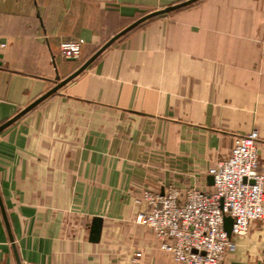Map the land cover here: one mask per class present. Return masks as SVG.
<instances>
[{
	"label": "crops",
	"instance_id": "crops-1",
	"mask_svg": "<svg viewBox=\"0 0 264 264\" xmlns=\"http://www.w3.org/2000/svg\"><path fill=\"white\" fill-rule=\"evenodd\" d=\"M183 0H0V124L144 14ZM83 39L65 59L61 42ZM256 129L264 175V0L146 20L0 131V196L21 264H175L137 222L144 190H212ZM94 217L99 239H89ZM219 264H264V219ZM0 264H18L0 211Z\"/></svg>",
	"mask_w": 264,
	"mask_h": 264
},
{
	"label": "built area",
	"instance_id": "built-area-1",
	"mask_svg": "<svg viewBox=\"0 0 264 264\" xmlns=\"http://www.w3.org/2000/svg\"><path fill=\"white\" fill-rule=\"evenodd\" d=\"M84 40L61 42L65 59L77 58ZM258 132L252 129L233 138L230 153L208 169L212 190H144L135 203L142 206L137 222L149 228L160 249L175 264H219L235 251L234 237L247 234L252 221L264 219V175L259 171ZM224 216L232 218L231 235Z\"/></svg>",
	"mask_w": 264,
	"mask_h": 264
},
{
	"label": "water",
	"instance_id": "water-1",
	"mask_svg": "<svg viewBox=\"0 0 264 264\" xmlns=\"http://www.w3.org/2000/svg\"><path fill=\"white\" fill-rule=\"evenodd\" d=\"M197 1L198 0H183V1L178 2V3L172 4V5H168V6L164 7V8L148 12V13L144 14L143 16H141L140 18L136 19L135 21H133L132 23L127 25L125 28H123L122 30L117 32L115 35L110 37L87 60H85L83 62V64L79 68H77V70H75L72 74H70L68 77H66L65 79L61 80L60 82L56 83L52 88H50L44 94L39 96L37 99H35L28 106L23 108L21 111H19L12 118H10V119L6 120L5 122L1 123L0 124V131L3 130L4 128H6L7 126H9L11 123H13L17 118H19L20 116H22L23 114L28 112L30 109H32L34 106H36L39 102H41L42 100H44L45 98H47L51 94L55 93L61 86H63L69 80H71L76 75H78L82 70H84L102 51H104L116 39H118L120 36H122L126 32H128L131 29H133L134 27H136L138 24H140V23H142V22H144L146 20H149L151 18H154L156 16H160V15L169 13L171 11H174V10L189 6V5H191V4H193V3L197 2ZM207 184L208 185H213V176L210 175V174H209V176H207ZM0 211H1L2 218L4 220V224H5L6 230H7L8 238H9L11 244H12V247H13V252H14L15 258L17 260V263L21 264L20 261H19V257H18L16 248H15V244L13 242L14 239H13V236L11 234V230H10L8 219H7V216H6V212H5L2 200H1V196H0ZM101 225H102V219L100 217H94L92 219L91 225H90V233H89V239L91 241L96 242L99 239L100 231H101ZM231 226H232V218L230 216H224V229L227 232L228 236L231 235Z\"/></svg>",
	"mask_w": 264,
	"mask_h": 264
}]
</instances>
